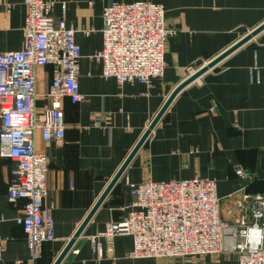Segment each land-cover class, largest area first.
Here are the masks:
<instances>
[{"label": "crops", "instance_id": "0c3cea01", "mask_svg": "<svg viewBox=\"0 0 264 264\" xmlns=\"http://www.w3.org/2000/svg\"><path fill=\"white\" fill-rule=\"evenodd\" d=\"M54 1L55 13L79 28V82L86 97L78 102L64 99L62 141L45 140L37 130L38 149L49 160L48 200L53 205L55 238L44 242L35 264L54 262L190 70L264 21V0H153L165 5L167 24L177 29L165 43L164 74L149 84L139 80L120 84L113 76H103L102 63L93 56L103 43V7L112 0ZM26 11L24 0H0V51L23 46ZM52 75V64L36 67L39 109L49 105L46 92ZM15 164V159L0 155V232L9 237L0 264L29 257L25 231L16 221L26 200L8 197ZM238 165L246 175L237 173ZM196 175L217 180L223 218L234 221L245 214L250 219L241 207V195L264 193V29L176 94L60 264H240L234 251L130 256L134 240L129 233L117 234L113 250L102 257L93 249L91 236L127 214L136 198L130 180ZM100 241L106 245L103 237Z\"/></svg>", "mask_w": 264, "mask_h": 264}, {"label": "built area", "instance_id": "2783aa9c", "mask_svg": "<svg viewBox=\"0 0 264 264\" xmlns=\"http://www.w3.org/2000/svg\"><path fill=\"white\" fill-rule=\"evenodd\" d=\"M24 3L23 46L0 51V155L16 160L8 197L26 200L16 221L25 231L29 257L17 264H35L44 242L55 238L53 205L48 200L49 160L38 149L37 130L45 140L62 141L66 134L64 99L78 102L86 94L79 82V28L55 13L54 0ZM66 6L63 1V11ZM102 15L103 43L93 56L102 63L103 76H113L120 84L134 80L149 84L164 74L165 43L177 29L167 24L162 2L112 0L103 7ZM46 64L53 66L46 92L49 105L39 109L36 67ZM236 171L246 175L242 165ZM129 184L136 198L127 214L107 222L104 230L91 236L99 257L113 250L117 234L129 233L134 240L129 255L134 257L234 251L240 264H264L263 192L245 191L240 204L250 219L241 214L229 221L221 214L218 182L213 177L130 180ZM8 240L0 232V260Z\"/></svg>", "mask_w": 264, "mask_h": 264}, {"label": "water", "instance_id": "95a60500", "mask_svg": "<svg viewBox=\"0 0 264 264\" xmlns=\"http://www.w3.org/2000/svg\"><path fill=\"white\" fill-rule=\"evenodd\" d=\"M262 29H264V21L253 28L252 30L248 31L246 34L241 36L238 40H236L232 45L227 47L225 50H223L221 53H219L217 56H215L213 59L209 60L207 63L203 64L199 68H197L193 73L189 74L186 78H184L170 93L160 110L157 112V114L154 116L152 121L150 122L149 126L146 128L138 142L135 144L133 149L130 151L127 158L124 160V162L121 164L120 168L117 170V172L114 174V176L111 178L110 182L108 183L107 187L101 194V196L98 198L94 206L91 208L90 212L86 216V218L82 221L80 226L77 228L73 236L68 240L67 244L64 246L62 251L59 253L57 258L54 260L52 264H60L65 257V255L68 253V251L72 248L74 245L77 237L82 233L84 230V227L96 211V209L100 206V204L103 202L113 185L117 182V180L120 178L124 170L126 169L127 165L135 155V153L138 151V149L142 146V144L146 141L147 137L150 135L152 129L155 127V125L158 123L166 109L168 108L171 101L174 99L176 94L187 84L190 82L196 80L200 75H202L206 70L213 67L218 61H220L223 57L231 53L233 50L241 46L243 43L248 41L250 38H252L254 35H256L258 32H260Z\"/></svg>", "mask_w": 264, "mask_h": 264}]
</instances>
